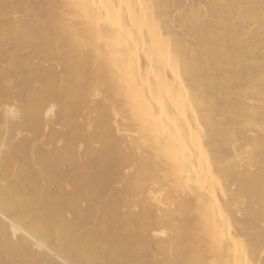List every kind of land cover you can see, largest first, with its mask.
<instances>
[{
  "label": "bare ground",
  "instance_id": "bare-ground-1",
  "mask_svg": "<svg viewBox=\"0 0 264 264\" xmlns=\"http://www.w3.org/2000/svg\"><path fill=\"white\" fill-rule=\"evenodd\" d=\"M264 264V0H0V264Z\"/></svg>",
  "mask_w": 264,
  "mask_h": 264
},
{
  "label": "rangeland",
  "instance_id": "rangeland-1",
  "mask_svg": "<svg viewBox=\"0 0 264 264\" xmlns=\"http://www.w3.org/2000/svg\"><path fill=\"white\" fill-rule=\"evenodd\" d=\"M43 248L46 249L45 247H43ZM46 250H47L48 253H50V255H51L53 258H55L56 260H58V261L61 262L62 264H67V262H66L63 258L59 257L56 253H54L53 251L48 250V249H46Z\"/></svg>",
  "mask_w": 264,
  "mask_h": 264
}]
</instances>
